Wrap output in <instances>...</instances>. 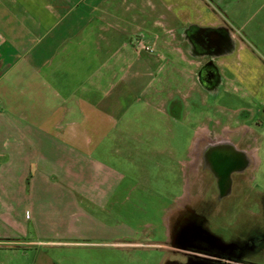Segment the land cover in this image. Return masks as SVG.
<instances>
[{
	"label": "crops",
	"instance_id": "crops-1",
	"mask_svg": "<svg viewBox=\"0 0 264 264\" xmlns=\"http://www.w3.org/2000/svg\"><path fill=\"white\" fill-rule=\"evenodd\" d=\"M220 1L225 14L213 17L208 0H186L195 14L188 18L226 24L237 38L233 0ZM261 1L250 0V9L258 5L254 13L263 9ZM163 6L0 0V264H64L72 259L63 256L65 246L141 244L124 240L135 231L115 218L124 215L125 202L153 195L143 188L152 178L139 173L132 156L138 144L128 139L140 140L148 120L144 131L153 137L155 123L167 126L171 117L165 107L175 96L171 81L153 86L157 57L135 48L136 40L161 39L175 29ZM261 32L250 27L254 39L261 41ZM157 111L163 117L156 121ZM158 153L175 158L173 148ZM174 203L161 208L168 236L165 218L173 217ZM135 209L129 216L137 220Z\"/></svg>",
	"mask_w": 264,
	"mask_h": 264
},
{
	"label": "rangeland",
	"instance_id": "rangeland-1",
	"mask_svg": "<svg viewBox=\"0 0 264 264\" xmlns=\"http://www.w3.org/2000/svg\"><path fill=\"white\" fill-rule=\"evenodd\" d=\"M153 1L159 6H163L162 2L173 3L172 7L167 10L163 6V11L167 14L169 22L175 29L169 31L168 34L161 35V39L156 36L155 39H159L157 42L156 40L147 39L136 40L135 48L138 51L141 50L140 53L148 52L157 57L154 63L156 80L153 86L160 85L161 81H171L169 86L173 89L175 96L168 97L169 103L165 106L171 116L167 126L162 127L161 124L156 126L155 123L153 133L157 132L155 133L157 136L152 137L150 132L144 131L150 127L151 123L148 120L144 121L143 127L141 126L143 135L140 140L134 142L133 139L131 141L128 139V143L138 144V152L132 154V156L137 161V165L141 167L139 173L142 172L141 174L145 179L152 178L150 181L152 184L143 186V188L145 191L147 187L149 194L151 189L153 195H149V198L145 195L146 198L143 202H125L123 204V207H125L124 215L120 214V217L115 218L119 221V225H122L124 221L125 226L126 224L131 225L135 231L133 234H128V237L124 240H137L141 244H121V247H115L114 244H108L105 247L94 245L95 247L88 248L76 245H73L74 247L65 246L61 248L63 256L69 255L72 256V259L64 260V264L66 262L70 264H167L170 260H182L183 258L177 250L186 248L181 244L173 245L171 243L166 225L162 222L161 208L166 203L170 204L175 201L174 210H171L169 214L179 216L180 209L183 210V195L188 188H196L197 186L201 189L204 182H207V184L210 182L202 168L194 167V169H190L184 165L183 160L187 158V149L192 144L196 130L207 126L215 128L211 126V122L215 118L226 120L225 128H227L230 126L228 124L232 118H242L245 111L255 106V99L252 94H256V91L260 88L264 89V26L259 29L258 25V22L264 24V7L254 13L258 5H255L253 10L250 9V0H233L232 7L235 6L233 11L236 10L238 15L235 18L231 16V19H233V27L236 30L240 29V32H237L238 37L233 36L232 32L218 31V28L207 27L210 32V39L202 40V46L198 42L195 43V46L190 37L187 40L185 39L183 43L181 38L176 39L174 36L176 32L184 34L187 29L188 33L197 31L195 26L197 24L193 23L195 21H190V18H188H195V14L187 9L186 0ZM187 1L193 2V0ZM218 1V6L226 7L224 2ZM227 1L229 2V0ZM212 3L214 6L217 5L216 2ZM151 26L150 24L149 28ZM250 27H254L256 31H262L259 35L261 41L250 36ZM142 41L151 50L139 46V42L142 44ZM182 48L185 49L188 56H192L193 52L198 49L206 50L202 61H206L207 64L211 65V60L220 72V89L218 91H209L203 85L197 83L196 70L192 66L189 67L182 56L177 54V51H183ZM161 66L163 69H160ZM186 75L190 76L189 89L187 88ZM187 91L188 94H186ZM161 94L166 96V92H161ZM164 114L167 113L164 112ZM151 115L155 116L156 121L157 119L161 120L163 117L161 111ZM256 118L260 117L256 115ZM230 124L232 126L236 125L235 122ZM165 147L174 149L175 158H170L164 153H158ZM261 149L260 152L264 159V146ZM179 159H183V163L178 162ZM253 175L256 176V180L251 185L250 172H248L244 187L234 186V194L243 193L242 195L245 196L243 205L239 209V214L243 216L240 225L248 222L250 195L258 197L264 193V163L261 169ZM167 177H169V182H167ZM186 182H191V187H188ZM154 195L158 197L157 200ZM230 197L224 199L223 203L230 205L234 201L233 197ZM207 203H210L206 207V212L209 216L211 230L229 239L231 233L237 229L234 224H231L235 212L228 217H224L220 214L221 207L217 205L218 201L215 197H208ZM133 206L136 209L135 214L132 215L137 220L129 216ZM172 218L177 217L169 215L165 218V222H169ZM261 219L259 216L250 217V226L260 225ZM126 227L129 228V226Z\"/></svg>",
	"mask_w": 264,
	"mask_h": 264
},
{
	"label": "flooded vegetation",
	"instance_id": "flooded-vegetation-1",
	"mask_svg": "<svg viewBox=\"0 0 264 264\" xmlns=\"http://www.w3.org/2000/svg\"><path fill=\"white\" fill-rule=\"evenodd\" d=\"M211 1L217 5L214 6ZM218 3V0H208L209 14L216 17L225 14V10L218 6ZM193 23L197 24L196 32L188 33V29L184 34L176 32L175 38H181L184 43L185 39L190 37L194 44L198 42L201 45L202 40L210 39L207 27L232 32L226 24L215 26L204 25L198 21ZM182 50L177 51V54L182 56L189 67L192 66L196 70L197 83L209 91H218L220 72L211 60V65L202 61L206 50L198 49L192 56H188L185 49ZM189 78L190 76L186 75V79ZM252 97L255 99V106L245 111L242 118H232L230 123L235 122V126L229 123L230 126L225 128L226 120L215 118L211 122V126L215 128L207 126L196 130L192 144L187 149L184 165L190 169L202 168L210 182H204L201 189L196 185V188H188L183 195V210L180 209L179 216L173 215L177 218L171 220L170 236L173 245L181 244L186 249L177 250L182 260H170L167 264H264V193L258 197L250 195L248 222L240 225L243 216L239 214V209L245 196L243 193L233 192L236 185L244 187L248 172L251 185L256 180L253 174L257 173L264 163L260 152L264 146V89L260 88ZM256 115L260 118H256ZM237 123L240 128H237ZM186 184L188 187L192 185L191 182ZM234 195L236 196L233 197ZM230 196L234 201L230 205L223 203L224 199ZM208 197H215L217 205L221 207L220 214L224 217L235 212L231 224L237 229L231 233L229 239L211 230L206 212L207 205H210L207 203ZM253 216L262 218L260 225L250 226V217Z\"/></svg>",
	"mask_w": 264,
	"mask_h": 264
},
{
	"label": "built area",
	"instance_id": "built-area-1",
	"mask_svg": "<svg viewBox=\"0 0 264 264\" xmlns=\"http://www.w3.org/2000/svg\"><path fill=\"white\" fill-rule=\"evenodd\" d=\"M141 40H143V39H141ZM140 42H141V41H140ZM140 42H139V46H143V47H145V49H147V50H151L149 46H147V45H145V44L143 43V41H142V44H140Z\"/></svg>",
	"mask_w": 264,
	"mask_h": 264
}]
</instances>
